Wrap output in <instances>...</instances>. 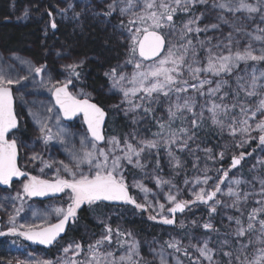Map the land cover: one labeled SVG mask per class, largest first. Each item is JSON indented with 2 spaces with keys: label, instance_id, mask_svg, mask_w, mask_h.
Instances as JSON below:
<instances>
[{
  "label": "snow or ice",
  "instance_id": "obj_1",
  "mask_svg": "<svg viewBox=\"0 0 264 264\" xmlns=\"http://www.w3.org/2000/svg\"><path fill=\"white\" fill-rule=\"evenodd\" d=\"M211 9H217V23L204 24L200 26L205 18V8L197 14L198 6H208ZM140 6L139 12L130 13V9ZM73 6L69 4V8ZM66 12L67 9H62ZM178 12L191 13L190 17L182 22L177 29L174 17ZM231 13L229 18L224 13ZM118 13L120 17L127 16V23L120 20L118 25L113 28L120 29L121 35L126 31L125 37L128 41V56L126 63L134 64L135 71L129 78L123 72H118L117 68H111L105 72L114 89H118L122 94V104H127L125 113L137 112L151 115L155 109L153 105L162 101L167 102V120H158V131L153 133L152 139L138 138L134 134L132 140L127 137L123 142L115 136L105 138L102 132L106 113L103 108L96 103L90 102V98L79 99L68 90L72 83V77L80 78V71L84 65V60H74L72 63L63 65L69 77L64 81L52 83L49 77L48 84L51 85L49 91L55 97V103L59 106L64 116L71 118L78 113H82L84 121L87 124V130L91 134V148L85 149L83 145L85 138L81 139L82 154L72 152L73 163L68 164L60 162L61 167L57 168V176L54 180L40 179L37 176H29L28 173L21 170L17 164L18 147L17 140L10 139L9 134L19 127L17 114L13 108L12 85L20 83L21 79H28L27 76L13 79L7 75L0 74V185L10 186L14 177H27L26 182H22V192H17L12 200H23L24 197L47 196L49 194L65 193L69 203L67 207L56 208L58 222L47 224L37 229L33 225H20V228H26L24 231H18L15 226V216H9V223L13 226L7 232L0 231V236L13 235L21 236L26 240L38 242L44 245H51L57 241L61 233L65 231L66 225L71 221L75 222L78 218V210L83 205L89 207H99L104 202H123L134 205L136 209L147 211L150 204L139 203L129 194V184L126 182V171L129 166L132 169L144 171L147 167L146 155H151L152 150H158L161 146L165 147L168 156L173 162L175 168H182L181 160L175 155V151L188 150L194 153L199 149H192L190 142H195L200 129L205 127L206 121H210V126L217 130L218 135L227 132L232 137L239 133L243 138L237 143V147L243 148L249 140L257 139L251 135L257 131L259 146L264 148V27L259 24L255 26V31L247 30L245 21L254 20L258 15L259 20L264 23V0H256V3H250L248 0H110L105 3L104 9L95 12L94 15L101 19V23H110L113 14ZM237 13H246L242 17ZM48 15L51 17L52 13ZM80 13H75L79 17ZM27 16V12H25ZM221 24L228 25L231 29L223 41L215 45L211 44L212 37H206L205 40L199 39L200 33H207L210 30L221 28ZM52 29L57 28V23L53 19L50 23ZM167 27L172 32L178 34V40L172 42L168 40L161 29ZM47 34V33H46ZM235 34L248 37L247 44L241 49L239 40ZM195 36L194 43L192 37ZM253 41L260 42L261 47L256 49ZM199 46V47H198ZM235 46V51L233 47ZM199 49H206V66L199 56ZM213 49H217L214 52ZM226 50L227 54H224ZM163 53V55H162ZM59 56L60 53H57ZM14 59L21 64L28 65L30 73L41 75L46 65L34 66L30 61L12 54ZM138 57V58H137ZM151 60L152 64L145 66L144 61ZM249 62H252L251 64ZM243 65V68H241ZM259 66V67H258ZM185 73L188 78H185ZM211 74L219 77L212 80L201 74ZM243 73V74H240ZM235 76V86L230 83ZM225 77H228L227 79ZM132 87H125V83ZM41 83H44L42 80ZM191 90V91H190ZM89 97L90 94H84ZM175 97V99H173ZM197 97L204 98V103H199ZM139 101L138 103L136 101ZM114 107L119 108L120 105ZM48 112L52 109L48 108ZM207 113V114H206ZM39 125L41 138L47 142L53 139L51 129L46 123L51 117L41 118L36 113H31ZM259 115V119H256ZM179 120L181 126L174 128L173 125ZM253 120V123L249 121ZM135 122V121H134ZM59 124V118H57ZM64 133L60 129L58 136ZM66 134V133H64ZM106 147H100L96 142H105ZM64 143V140H61ZM122 144V146H121ZM208 154L210 159H215L211 148L202 149ZM225 153H219V158L223 159ZM246 155L251 153L241 152L238 156L233 155L229 169L222 171L217 181L213 183L211 190L205 187H199L194 191V200L178 199L171 191L167 196L168 202L172 205L167 208V212L172 215H164L165 205L159 204V213L149 216L151 220H157L165 225L175 223L174 214L183 213L190 204L201 203L207 206L210 219L202 227L208 231L219 232V229L211 222L213 214H217L218 207H231L240 213V216H228L230 223H234L235 228L231 235L237 247L235 251H225L227 246L231 248L229 239L221 241L220 252L226 260H216L214 255L216 250L209 247V240L205 239L202 246L191 245L199 253V257L207 261L208 264H264V177L254 176L259 185L258 192H249L241 188L242 184L252 185V181H247L239 177L229 179L231 169L241 165ZM33 161L40 160L45 167H51V164L45 162L38 154H34ZM257 164L264 165V159H259ZM87 170H84V167ZM159 161L157 160V168ZM193 167H196L194 164ZM255 167V165L253 166ZM61 168L67 173L66 178L59 173ZM43 171V168H41ZM203 179L196 178V185H207L213 178L207 175V169L204 170ZM157 186L161 184H170V181H164L159 176L154 177ZM228 181L226 191L221 185ZM187 184L188 181L185 180ZM131 187L140 188L147 193V189L140 181H133ZM175 187V185H172ZM67 190V191H66ZM227 196L231 198V203H227L217 197ZM259 197L255 203L258 207H253L247 212V222L241 218L245 215L242 205H246L250 198ZM8 199V198H6ZM2 206V205H0ZM23 208H16L18 215ZM103 223V221H101ZM193 224L196 221L192 222ZM181 222V227H183ZM114 231L110 225H105V234L93 244L87 246V258L78 260L83 251L80 243L69 244L64 248L65 254L72 252V256L63 262V264H150L141 256L139 251V242L133 239L128 247L126 254L115 257L112 251H101L102 246L107 242H113ZM131 233H124L117 228L115 236L116 243L123 246L127 241H121L119 237H131ZM167 248L174 252L183 251L184 255L189 256L187 248L182 247L179 240L165 241ZM159 257V264H168L164 254V246L161 245L160 251L151 249ZM49 264V262H45ZM177 264L181 262L177 259ZM192 264H202L197 258Z\"/></svg>",
  "mask_w": 264,
  "mask_h": 264
},
{
  "label": "trees",
  "instance_id": "obj_2",
  "mask_svg": "<svg viewBox=\"0 0 264 264\" xmlns=\"http://www.w3.org/2000/svg\"><path fill=\"white\" fill-rule=\"evenodd\" d=\"M107 2L109 1L92 0L90 3L82 2L76 4L68 0H0V74L7 75L13 79L24 76L28 77V79H21L20 83L11 86L19 127L10 136L11 139L17 140L20 168L40 179H55L57 168L61 167V161L71 167L73 163L71 153L82 154V138L86 137L83 148H91V140L83 127L81 119L77 118L71 123L63 122L52 104V92L49 91L51 85L48 84V80L49 77H51L52 83L66 80L69 74L63 68L64 64L72 63L74 60H84L83 67L79 69L80 78L76 79L72 77V83L68 88L79 97L90 98V100L97 103L107 112L108 118L105 125L106 140L109 137L115 136L123 142L125 137L132 140L133 134L138 138L152 139L154 138L152 134L158 131L157 121L167 120L168 104L165 101L153 105L155 111L151 115L146 116L142 110L126 114L125 109L127 108V104L121 103L123 94L118 89H114L109 78L105 76V72L114 67L117 68L118 72H123L129 78L135 71L134 64L126 63L129 59L128 41L125 39L128 33L125 31L121 35L120 29L113 28V25H118L120 20H124L127 23L128 17H120L116 13L109 18L110 23H101L100 20L104 18H98L94 15L95 12L103 10ZM69 4L73 7L69 8ZM209 6H198L197 8V14L200 11H204L205 8L209 9L206 12L205 18L200 23L202 27L204 24L217 23L215 16L212 18V15H209L215 9H211ZM62 9H67V11L62 12ZM25 12H27V16H25ZM49 12L52 13L51 17L48 15ZM75 13H80L79 17H76ZM190 15L191 13L178 12L176 17H174L177 28ZM225 15L229 18L232 17L231 13H225ZM237 15L244 17L247 14L238 13ZM53 19L57 23L55 30H51L49 26L50 20ZM245 22L248 31L253 28L255 31L257 24L264 27V23L259 20L258 15L254 20ZM230 30L228 25H225V28L210 30L208 33H200L199 39L205 40L206 37H212L211 43L223 41ZM235 36L241 46L247 44L248 37L240 34H235ZM192 39L195 43L197 38L194 36ZM254 46H256V49H259L262 45L260 42L255 41ZM13 53L22 59L30 61L34 66L46 65L47 67L41 76L30 73L28 65L21 64L19 60L14 59ZM57 53H60V55L58 56ZM199 56L203 62L202 57H205V54L202 49H199ZM150 64H145V66ZM202 66L205 65L203 64ZM201 75L203 78L207 74L202 73ZM207 77L212 80L217 78L210 75H207ZM185 78H188L186 73ZM42 80L44 83H41ZM233 80H235V76L230 80V83L234 87L235 82ZM124 83L125 87H132L126 81ZM84 94H90V96L86 97ZM197 100L199 103H204V98L202 97H197ZM136 102L138 103L139 101L137 100ZM115 105H120V107H114ZM48 108H51L52 111L48 112ZM31 113H36L41 118L51 117V119L46 120V123L51 129L52 140L45 142L41 138L39 125ZM57 118H59V124H57ZM180 126L179 120L173 125L174 128H179ZM60 129H63L66 134L61 133L58 136L57 134L60 132ZM251 135L257 137V139L249 140L243 148H240L237 147L238 142L235 139L231 140L224 134L218 135L217 130L210 126V121H206L205 127L198 132L199 139L195 142H190L192 149H197V145H199L200 150H196L194 153H190L188 150L182 152L175 151V155L183 164L182 168H175L173 166V162L168 156L166 148L163 146L158 150H152L151 155L145 154L146 160L144 162L147 167L143 172L138 169H132L129 166V170L126 171L125 175L126 182L129 184L130 194L137 202L151 205L144 214L125 206L112 207L101 204L99 207H89L85 205L81 208L77 220L69 228L65 237L59 242V245L50 251L38 249V252H36L34 248L32 250L27 244L19 240L8 237L1 238L0 264L10 261L11 250L16 252L20 257L25 256L26 252H32L42 254L46 259L53 261L56 254L60 253L61 244L67 240L71 244L80 243L83 246V251L80 254L79 260L86 259L88 255L87 246L93 244L105 234L106 224L110 225L114 231L113 242L111 244L105 242L101 251H112L115 257H118L119 253L126 248V243L123 246L116 243L115 230L119 228L121 232L126 233L127 228L129 232L130 230L133 231L143 241L142 249L140 247V254L150 264L157 263L151 258H146L144 256L145 251L147 252V249H150L152 246L159 245H163L166 249L165 241L172 239L179 240L182 247L187 248L190 257L184 255L183 251L174 252L173 249L167 248L172 253L170 255H173L174 258L185 264H192V261L198 257L189 251L190 249L186 245V242L190 238L196 236L205 237L209 234L213 238L211 233H214V231H208L202 227L210 219L208 208L199 203L190 204L184 214L170 228L158 224L157 220H159V217L157 220H151L149 216L159 213V204L165 205L163 214L168 215L167 208L171 204L168 202L167 196L170 191L173 195H177L178 199L194 200L193 192L198 191L199 187L211 190L218 176L222 175V171L218 170L229 169L233 155L238 156L241 152L251 153V155H246L239 167L231 169L229 179L235 176L252 181L254 187L242 184L241 188L249 192H258L260 185L256 180H253V177H264V165L257 164L259 159H264V148L261 150L259 148V133L253 131ZM61 140L65 142L62 143ZM132 142L134 143V140ZM103 143L99 146H106V141ZM40 147L44 149V155H40ZM204 148H211L215 159H210L208 154L202 151ZM221 152L225 153L223 159L219 158V153ZM34 154H38L45 162L52 166L45 167L40 160L33 161L31 157ZM157 160L159 161L158 168ZM194 164L196 167H193ZM254 165L255 167H253ZM83 167L86 171L87 167ZM41 168H43V171H41ZM205 168L207 169V175L213 179L209 180L207 185H196L197 177H200L201 180L203 179V170ZM59 174L69 178L62 168ZM150 176H159L164 181H170L171 183L157 186L156 180H150ZM134 180L140 181L149 189L147 195H143V191L140 188L131 187ZM185 180L188 181L187 184ZM227 183L228 181L226 180L221 185L222 189L226 190ZM18 184L20 185L18 192H22V182L14 183L9 190L0 189V205H2L0 206V219L3 230H7L13 226L9 223L10 215L15 216V226L18 230H26V228H20V225H33L36 228L46 226L59 219L54 211L56 209L55 206L58 208L67 207L69 201H63V198L50 202L30 201L26 197L22 201L12 200L10 199L13 192L12 188ZM172 185H175V187H172ZM217 197L225 201L224 196L217 195ZM256 199H259V197L250 198L246 205H242L245 212L242 219L246 222L247 212H250L253 207H258L255 203ZM226 201L230 204L231 198L228 197ZM20 207L23 210L17 215L15 209ZM237 213L240 216V213L231 207H218L217 214H213L211 217V222L219 229L218 235L220 241L229 239L231 242V248L226 246L224 248L225 251H235L237 247L234 238L231 235H225L233 231L225 229L227 217L230 215L237 216ZM193 221H196V223L193 224ZM181 222H183V227H181ZM124 237H119V239L123 241ZM214 237L218 238L216 235ZM10 240L16 242L17 245L6 242ZM127 240L129 241V239ZM211 245L216 250L214 259H227L214 243ZM143 249L145 251H142ZM16 261L18 259L12 264H15ZM202 264L206 263L202 262Z\"/></svg>",
  "mask_w": 264,
  "mask_h": 264
},
{
  "label": "rangeland",
  "instance_id": "obj_3",
  "mask_svg": "<svg viewBox=\"0 0 264 264\" xmlns=\"http://www.w3.org/2000/svg\"><path fill=\"white\" fill-rule=\"evenodd\" d=\"M104 2H106V0H104ZM136 2L137 3H139V0H136ZM248 2H250V3H253V4H255L256 3V0H248ZM210 7V6H209ZM141 10V7L140 6H137V7H133L132 9H130V13L129 14H131V13H133L134 11H136V12H139ZM211 10V9H210ZM216 10V11H215ZM215 10H212V11H214V12H212V13H210L209 15H212V18H213V16H215V19H216V21H217V13L219 12V10H217V9H215ZM225 13H227V12H225ZM224 13V14H225ZM208 14V13H207ZM238 14V13H237ZM242 14V13H241ZM218 22V21H217ZM202 27V26H201ZM221 28H225V25L224 24H221ZM220 28V29H221ZM177 29H179V28H177ZM249 31H251V32H253L254 31V28L253 29H251V30H249ZM161 32L163 33V34H165L166 35V37H167V39L168 40H171L172 42H176L177 40H178V34L176 33V32H172L170 29H168L167 27H165V28H163V29H161ZM208 33V32H207ZM194 37V36H193ZM192 37V38H193ZM216 43H218V42H214V43H211L212 45H215ZM254 43H255V41H253V46H254ZM246 45V44H245ZM244 45V46H245ZM244 46H241L240 45V47H241V49L244 47ZM254 47H256V46H254ZM203 51H204V54H205V57H202L203 58V64L206 66V56H207V51H206V49H202ZM233 50L235 51V46L233 47ZM213 51L214 52H217L218 50L217 49H213ZM224 54H227V52H226V50L224 51ZM201 59V58H200ZM250 64L252 63V62H249ZM241 68H243V65H241ZM240 74H243V73H240ZM208 76L210 75V76H212L211 74H207ZM41 76V75H40ZM186 76L188 77V74L186 73ZM212 77H215V76H212ZM226 79L228 78V77H225ZM232 78H234V76L232 77ZM217 79H219V77H217L215 80H217ZM234 82H235V80H233ZM60 117V116H59ZM260 117H259V115H257V117H256V119H259ZM250 123H253L254 124V121L253 120H250L249 121ZM224 135L225 136H228L231 140L232 139H235L237 142H239L243 137L238 133L237 135H236V137L234 138V137H232L231 135H229L227 132H225L224 133ZM134 143H135V140H134ZM102 144H104V143H102ZM106 145V144H105ZM40 146V145H39ZM99 146V145H98ZM107 146V145H106ZM106 146H104V147H106ZM259 148H260V150L261 149H263L261 146H259ZM40 155H44V149H42L41 147H40ZM261 159H263V158H261ZM150 178V180H153L154 181V176H150L149 177ZM155 183H156V181H155ZM157 184V183H156ZM20 188V185L18 184V185H16V186H14L12 189H13V192H12V197H14L15 195H16V192H18V189ZM222 188V187H221ZM258 188H260V187H258ZM21 190H22V187H21ZM67 191V190H66ZM226 191V190H225ZM148 193H145L144 191H143V195H147ZM217 195H220L219 193L217 194ZM224 198H225V202H227L226 201V199L228 198L227 196H224ZM63 201H65V200H68V197H67V195H66V192L65 193H63V199H62ZM249 201V200H248ZM69 203V202H68ZM67 203V204H68ZM244 206V205H243ZM55 208H58L57 206H55ZM233 210H235L234 208H232ZM237 216H238V213H237ZM242 218V217H241ZM246 222V221H245ZM118 226H120L119 224H118ZM224 226V225H223ZM126 228V227H125ZM235 228V225H234V223H230L229 222V220H227V224H226V226H225V229L226 230H230V231H232L233 229ZM178 230H179V228L177 229V232H178ZM129 231H128V229L126 228V233H128ZM130 233L132 234L131 235V237H128V236H125L124 237V239H123V241H127V243L125 244L126 245V248H124V250L122 251V252H120L119 254L120 255H124V254H126V252H127V250H128V247L130 246V244L132 243V241H133V239L135 240V241H138L139 242V251H141V249H142V244H143V241L142 240H140L134 233H133V231H131L130 230ZM176 234V233H175ZM212 234V237L213 238H211V236H210V234L208 235V236H205V237H199V236H196V237H193V238H190L186 243V245L187 246H189V251H191L193 254H195L203 263H206V264H208V262L207 261H204L203 260V258H200L199 257V253L196 251V249L195 248H193L191 245H198V246H202L203 245V241L205 240V239H207V240H209V247L210 248H212V245L211 244H215V246L217 247V249L219 250L220 248H221V241H223V240H221L220 241V239H219V235H218V232H214V233H211ZM177 235V234H176ZM179 235V234H178ZM218 236V238H216V237H214V236ZM127 239H129V241L127 240ZM176 239H178V238H176ZM140 240V241H139ZM122 241V242H123ZM182 243H183V241H182ZM69 244H71V242L69 241V240H67L65 243H63L62 244V246H61V249L59 250V254L57 253L56 254V256L53 258V261L51 260H49V259H46L45 257H44V255H40V254H35V253H32V252H26V254H25V256H22V257H20L16 252H14L13 250H11L10 251V253L12 254L10 257H11V259H10V261H6V264H12L15 260H17L18 259V261H16L15 262V264H45V262H49V264H63V262L65 261V260H67L69 257H71L72 256V252L70 251L69 253H67V254H65L64 253V251H63V249L64 248H66V247H68V245ZM73 244H75V243H73ZM15 245H17V244H15ZM124 245V244H123ZM144 246H145V244H144ZM140 247H141V249H140ZM160 248H161V245H159V246H152V247H150V249H147V252L145 251V249H143L142 251H145V257L146 258H151V259H153L157 264H159V257L158 256H156L155 255V253H153L152 251H151V249H156V251L157 252H159L160 251ZM164 254H165V257H166V259H167V261H168V264H177V259L176 258H174L173 257V255H170V254H172L170 251H168L167 250V245H166V249L164 248ZM119 255V256H120ZM150 255H151V257H150ZM118 256V257H119ZM79 257H80V255L79 256H77V257H75L76 259H78L79 260ZM13 260V261H12ZM80 260H82V259H80ZM181 262V261H180ZM181 264H185V263H183V262H181Z\"/></svg>",
  "mask_w": 264,
  "mask_h": 264
},
{
  "label": "water",
  "instance_id": "obj_4",
  "mask_svg": "<svg viewBox=\"0 0 264 264\" xmlns=\"http://www.w3.org/2000/svg\"><path fill=\"white\" fill-rule=\"evenodd\" d=\"M149 61H151V60H146V62H149ZM13 101H14V97H13ZM52 101H53V105H54V107L56 108V110L59 112V115H60V117H61V119L64 121V122H66V123H70V122H72L73 120H75L76 118H78V117H81V119H82V122H83V125H84V127H85V130H86V132H87V134L89 135V137L91 138V140H92V137H91V134L88 132V130H87V124L85 123V121H84V117H83V114L82 113H78L77 115H75V116H73V117H71V118H67V117H65L64 116V114H63V112L60 110V108H59V106L55 103V97L53 96V94H52ZM91 102V101H90ZM92 103H95V102H92ZM14 102H13V108H14ZM98 105V104H97ZM99 106V105H98ZM100 107V106H99ZM106 113V112H105ZM106 119H107V115L105 116V120H104V124L102 125V132H103V135H104V126H105V123H106ZM16 130V129H15ZM15 130H13V132L15 131ZM97 144H100V143H102V142H96ZM18 159H19V155H17V164H18ZM231 162H232V160H231ZM24 178H27V177H14L13 178V181H12V183L13 182H16V181H18V180H20V179H24ZM9 186H6V185H0V188H2V189H6V188H8ZM60 195V193H57V194H49V195H47V196H43V197H40V196H36V197H29V198H31V199H34V200H40V201H43V200H48V199H52V198H56V197H58ZM104 203H106V204H111V205H114V206H117V205H126V206H134V205H131V204H125V203H123V202H104ZM58 222V221H57ZM56 222V223H57ZM71 222V221H70ZM54 224V223H53ZM69 224V223H68ZM68 224L66 225V228H65V231H66V229H67V227H68ZM39 229V228H38ZM65 231L63 232V233H61L60 234V236L57 238V240L58 239H61L63 236H64V234H65ZM18 236V235H17ZM18 237H20V239L22 240V241H24V242H27V243H29V244H31V245H33V246H38V247H42V248H44V249H48L51 245H53V244H51V245H44V244H40V243H38V242H33V241H29V240H26V239H24L23 237H21V236H18Z\"/></svg>",
  "mask_w": 264,
  "mask_h": 264
},
{
  "label": "flooded vegetation",
  "instance_id": "obj_5",
  "mask_svg": "<svg viewBox=\"0 0 264 264\" xmlns=\"http://www.w3.org/2000/svg\"><path fill=\"white\" fill-rule=\"evenodd\" d=\"M68 1H70V2H73V3H82V2H84V3H90L92 0H68ZM109 2H110V0H108ZM51 21L52 20H50V23H51ZM50 23H49V26H50ZM50 29L51 30H55V29H52L51 27H50ZM68 90L70 91V89L68 88ZM71 92V91H70ZM75 95V94H74ZM77 96V98H82V97H79L78 95H76ZM90 101H92V100H90ZM94 102V101H93ZM18 147V146H17ZM24 171V170H23ZM25 172V171H24ZM33 176V175H32ZM130 193V192H129ZM131 195V194H130ZM132 196V195H131ZM27 198V197H26ZM63 198V193H61V196L58 198V200L59 199H62ZM28 200H30L29 198H27ZM30 201H36V200H30ZM46 201H56V199H49V200H46ZM46 201H36V202H46ZM172 206V205H171ZM170 206V207H171ZM205 206V205H204ZM207 207V206H206ZM82 208V207H81ZM131 208H133L134 210H136L137 212H139V213H141V214H144V212L145 211H142V210H139V209H136L135 207H131ZM187 209V208H186ZM186 209H185V211H186ZM81 210V209H80ZM80 210H78V213L80 212ZM184 211V212H185ZM184 212L183 213H181V212H177V213H175L174 214V218H175V223H176V221H177V219L180 217V216H182L183 214H184ZM168 213V212H167ZM172 215L173 214H170V213H168V216L170 217V218H172ZM57 222V220L56 221H54V222H52L51 224H53V223H56ZM157 223L158 224H160V225H163V226H166V227H168V228H170V227H173L174 226V224H172V225H165V224H163L162 222H160L159 220H157ZM8 230V229H7ZM7 230H3L2 229V227H1V225H0V231H2V232H7ZM19 231V230H18ZM1 237H8V238H12V237H16V236H13V235H5V236H0V239H1ZM7 243H11V244H13V245H15L16 244V242H12V240H10V241H6ZM57 245H59V242H57L53 247H51L50 249H48V250H44V251H50L51 249H53L55 246H57ZM29 248H31L32 250H33V248L36 250V252H38V249H41L40 247L38 248V247H33V246H28ZM41 250H43V249H41Z\"/></svg>",
  "mask_w": 264,
  "mask_h": 264
},
{
  "label": "bare ground",
  "instance_id": "obj_6",
  "mask_svg": "<svg viewBox=\"0 0 264 264\" xmlns=\"http://www.w3.org/2000/svg\"><path fill=\"white\" fill-rule=\"evenodd\" d=\"M162 55H163V53H162ZM230 168V167H229ZM1 264H6V263H1Z\"/></svg>",
  "mask_w": 264,
  "mask_h": 264
}]
</instances>
